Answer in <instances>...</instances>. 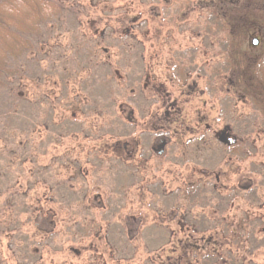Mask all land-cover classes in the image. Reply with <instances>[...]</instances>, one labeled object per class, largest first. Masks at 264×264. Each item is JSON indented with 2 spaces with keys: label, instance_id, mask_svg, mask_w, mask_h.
Segmentation results:
<instances>
[{
  "label": "rangeland",
  "instance_id": "obj_1",
  "mask_svg": "<svg viewBox=\"0 0 264 264\" xmlns=\"http://www.w3.org/2000/svg\"><path fill=\"white\" fill-rule=\"evenodd\" d=\"M56 1L0 85V264H264V0Z\"/></svg>",
  "mask_w": 264,
  "mask_h": 264
},
{
  "label": "trees",
  "instance_id": "obj_2",
  "mask_svg": "<svg viewBox=\"0 0 264 264\" xmlns=\"http://www.w3.org/2000/svg\"><path fill=\"white\" fill-rule=\"evenodd\" d=\"M61 12L62 6L56 0H0V85L4 77L15 73L10 66L11 60L31 51L32 39L41 34L42 26L59 17ZM246 250L240 246L236 256L230 251L232 261L242 264L245 253L253 255V250ZM170 264L181 262L176 259Z\"/></svg>",
  "mask_w": 264,
  "mask_h": 264
},
{
  "label": "water",
  "instance_id": "obj_3",
  "mask_svg": "<svg viewBox=\"0 0 264 264\" xmlns=\"http://www.w3.org/2000/svg\"><path fill=\"white\" fill-rule=\"evenodd\" d=\"M251 44H252L253 46H256V45L258 44V38H256V37L253 38V39L251 40ZM223 134H225V131H224V130L218 134V139H219L221 142H223V143H225V144H228L229 141H230L231 139H230V138L223 139V138H222ZM220 136H221V137H220Z\"/></svg>",
  "mask_w": 264,
  "mask_h": 264
},
{
  "label": "flooded vegetation",
  "instance_id": "obj_4",
  "mask_svg": "<svg viewBox=\"0 0 264 264\" xmlns=\"http://www.w3.org/2000/svg\"><path fill=\"white\" fill-rule=\"evenodd\" d=\"M224 131H225V134H223L222 138H223V139L230 138V136H229V133H228L227 129H226V130H224ZM221 132H222V131H221ZM220 137H221V136H220ZM229 143H230V141H229Z\"/></svg>",
  "mask_w": 264,
  "mask_h": 264
}]
</instances>
